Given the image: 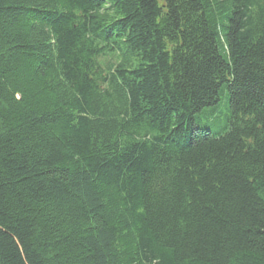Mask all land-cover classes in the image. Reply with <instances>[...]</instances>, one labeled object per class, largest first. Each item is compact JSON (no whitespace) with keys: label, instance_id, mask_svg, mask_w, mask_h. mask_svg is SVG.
Here are the masks:
<instances>
[{"label":"trees","instance_id":"1","mask_svg":"<svg viewBox=\"0 0 264 264\" xmlns=\"http://www.w3.org/2000/svg\"><path fill=\"white\" fill-rule=\"evenodd\" d=\"M0 264H264V0H0Z\"/></svg>","mask_w":264,"mask_h":264}]
</instances>
